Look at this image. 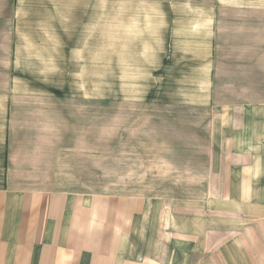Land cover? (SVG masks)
Instances as JSON below:
<instances>
[{
    "label": "rangeland",
    "instance_id": "rangeland-1",
    "mask_svg": "<svg viewBox=\"0 0 264 264\" xmlns=\"http://www.w3.org/2000/svg\"><path fill=\"white\" fill-rule=\"evenodd\" d=\"M154 1L0 0L1 176L195 205L211 144H264V0Z\"/></svg>",
    "mask_w": 264,
    "mask_h": 264
},
{
    "label": "crops",
    "instance_id": "crops-1",
    "mask_svg": "<svg viewBox=\"0 0 264 264\" xmlns=\"http://www.w3.org/2000/svg\"><path fill=\"white\" fill-rule=\"evenodd\" d=\"M215 148L206 174L221 183L195 205L27 190L4 157L0 264H264V144Z\"/></svg>",
    "mask_w": 264,
    "mask_h": 264
}]
</instances>
